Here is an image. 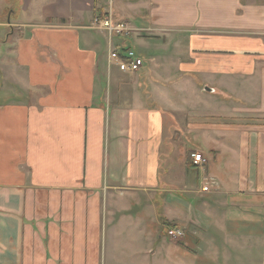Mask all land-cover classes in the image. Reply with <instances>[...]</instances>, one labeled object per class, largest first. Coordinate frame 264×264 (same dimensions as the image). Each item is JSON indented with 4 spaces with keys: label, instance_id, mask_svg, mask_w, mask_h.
<instances>
[{
    "label": "crops",
    "instance_id": "obj_1",
    "mask_svg": "<svg viewBox=\"0 0 264 264\" xmlns=\"http://www.w3.org/2000/svg\"><path fill=\"white\" fill-rule=\"evenodd\" d=\"M15 1L0 21V264H97L116 230L145 244L162 221L185 233L169 264H256L264 0H137L136 73L91 26L114 0Z\"/></svg>",
    "mask_w": 264,
    "mask_h": 264
},
{
    "label": "rangeland",
    "instance_id": "obj_2",
    "mask_svg": "<svg viewBox=\"0 0 264 264\" xmlns=\"http://www.w3.org/2000/svg\"><path fill=\"white\" fill-rule=\"evenodd\" d=\"M0 21H5L7 17V13L3 12L4 5L5 6H15V0H0ZM110 3V2H109ZM137 0H114V5L112 6L113 11L108 12H97V16H95L92 20V28L98 29L94 25L95 18H103L105 16H112L114 22L123 23L126 25L128 29V35H116L113 39V43L116 44L121 42V44H125L126 49H132L135 53L139 54L138 51V40L141 38H146L150 35L149 32H146V29L142 27V22L140 21V15L137 13L136 8ZM110 4L106 3V6ZM111 17V18H112ZM119 38V39H116ZM128 47V48H127ZM125 49V48H124ZM144 61V60H143ZM187 94V93H186ZM133 214V213H132ZM131 217H134L133 215ZM119 226V225H118ZM163 229H159V234L154 235L151 239L147 240L145 244H143L139 235L136 232L130 231L129 233L125 232L120 235V230H116V235L114 233L113 236V244L102 252L103 261H100V257L97 258V264H169V252L167 249H170L172 246H178L182 248H186L183 246L185 238L183 239H170L166 236V232H163L171 225L167 221H162ZM185 235V233H184ZM117 239V240H116ZM116 240V241H115ZM115 241V242H114ZM264 237L261 238V242L259 247L261 249L256 253H253L252 259L256 262V264H264ZM192 246V245H191ZM145 247V249H144ZM228 247V246H227ZM104 249V248H103ZM187 249L191 251V247L187 246ZM192 259L195 260L207 257L206 252H200V248L192 249L191 254ZM212 259L217 261L219 260L221 264H241L240 261L236 258L240 256V254L236 251H220L213 252ZM179 255V254H177ZM242 255V253H241ZM191 259V260H192ZM233 260L236 263H229L227 260ZM218 261V262H219ZM193 262V261H192ZM200 262H196L199 264ZM94 264V261H93Z\"/></svg>",
    "mask_w": 264,
    "mask_h": 264
},
{
    "label": "built area",
    "instance_id": "obj_3",
    "mask_svg": "<svg viewBox=\"0 0 264 264\" xmlns=\"http://www.w3.org/2000/svg\"><path fill=\"white\" fill-rule=\"evenodd\" d=\"M94 25L104 30L109 36L128 35L126 25L114 22L111 16L95 18ZM109 58L121 72L136 73L144 65L143 59L132 49L113 50ZM192 163L194 165L203 166L206 160L203 158L202 154L195 153L192 155ZM165 232L166 236L170 239H183L184 237V231L176 227H167Z\"/></svg>",
    "mask_w": 264,
    "mask_h": 264
},
{
    "label": "water",
    "instance_id": "obj_4",
    "mask_svg": "<svg viewBox=\"0 0 264 264\" xmlns=\"http://www.w3.org/2000/svg\"><path fill=\"white\" fill-rule=\"evenodd\" d=\"M208 91V89H206Z\"/></svg>",
    "mask_w": 264,
    "mask_h": 264
}]
</instances>
